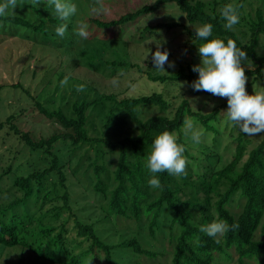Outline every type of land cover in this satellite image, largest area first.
<instances>
[{"label": "trees", "instance_id": "obj_1", "mask_svg": "<svg viewBox=\"0 0 264 264\" xmlns=\"http://www.w3.org/2000/svg\"><path fill=\"white\" fill-rule=\"evenodd\" d=\"M82 1L89 15L72 17L63 38L55 34V27L62 21L50 13L46 3L34 8L41 16L37 23L19 15L0 17L8 29L19 30L13 36L64 49L62 54L68 62V69L86 66L81 77L71 73L68 76L69 70L60 67V80L68 76L77 84H84V92L93 91V97L77 94L71 103V115H68L60 105L50 110L36 98L42 94L41 89L49 77L36 86L37 95L21 81L9 84L22 89L25 95L20 94V98L29 97L25 101L28 104L33 102L35 110L60 123L64 132L36 139L30 131L20 128L19 115H30L32 107L29 106L0 120V132L5 130L7 135L18 138L31 153L47 162L37 166L35 161H21L25 153L18 148L13 155L0 153V262L142 264L140 256L157 255L141 242L140 234L146 228L155 238L168 233V240L174 243L172 264H220L215 252L232 257L231 251L236 254L238 264H254L253 260L256 264H264V135L250 148L248 136L242 132L236 135L234 126L229 135L232 141L223 143L226 129L223 128L222 133L213 131L212 122L226 110L227 98L224 97L210 112L197 110L191 105L187 94H212L191 87L196 75L190 60L187 64H179L173 71L161 72L156 68L158 72L148 71L150 81L165 86L186 82L188 89L178 95L171 96L167 89L118 98L116 92L105 88L101 91L92 85L91 72L101 70L100 73L114 75L121 69H140L141 66L127 62L126 55L119 53L112 60L99 64L93 59L94 55L88 58L84 50L77 55L73 49L80 41L73 29L87 22V40H134L141 43L151 39L158 30L183 27L191 38L201 43L195 37L194 28L174 17L164 19L166 15L160 12L161 8L176 6L189 23H211L212 36L233 39L245 50L255 65V68L245 70L247 79L263 77L264 56L257 53L260 36L264 33L263 8H258L255 16L248 19L250 37L245 42L237 31L223 27L224 21L219 14V9L226 3H234L233 0ZM246 2L237 0L234 4L241 5V9ZM98 4L103 5L105 11L91 12V8ZM131 27H135L134 31L128 34ZM57 55L60 57L59 53ZM80 55L85 57L83 61ZM36 69H33L34 73ZM56 71H50V74ZM26 72L28 70H21V77ZM5 87V83L0 82V91ZM178 97L181 101L177 104L175 99ZM150 106L158 107L160 113L144 119L143 109ZM188 118L214 133L212 144L203 147L202 151L193 152L184 140L181 128ZM163 130L180 134L179 142L185 146L187 160L185 173L178 176L158 173L162 187L151 189L147 184L149 173L144 161L153 137ZM60 142L68 145L66 159L58 153L62 150L57 146ZM91 149L94 156L89 154ZM81 151L83 153H79ZM114 155H117L115 163ZM86 159L89 164L84 174L90 169L92 174L80 178L78 173ZM25 163L33 165L28 172H25ZM187 188H191L188 191L191 198L184 200L179 193ZM111 218H114L115 225L120 218L135 223L136 235L114 243L103 238L98 224ZM218 218L238 227L219 238L208 237L199 231L201 224ZM13 254L17 259H11ZM134 256L138 258L127 259Z\"/></svg>", "mask_w": 264, "mask_h": 264}, {"label": "rangeland", "instance_id": "obj_2", "mask_svg": "<svg viewBox=\"0 0 264 264\" xmlns=\"http://www.w3.org/2000/svg\"><path fill=\"white\" fill-rule=\"evenodd\" d=\"M204 1L209 2L211 0ZM74 2L77 4V14L75 16H77L78 14L89 15L88 8H86L84 1L74 0ZM233 2L235 3L237 2V0H233ZM43 3L44 0H21V3L14 7L13 12H10L9 14L24 16L30 19L32 22L37 23L40 21L41 16L36 10H34V8L42 7ZM260 7L263 8L264 11V0H247V2L239 10L241 14L240 21L238 22V24L233 26V29L243 37L245 42H247L250 37L249 33L247 32L249 21L248 19L254 17L256 10ZM160 12L166 15L164 19L174 17V19L185 23L189 28L199 26L198 23H189L186 20L184 14L179 12L176 6L163 7L161 8ZM47 24H49V22ZM86 25L88 27L89 23L87 22ZM8 27V25H5L2 21H0V82L5 83L6 86L0 91V120H5V118L9 114L15 111L21 112L22 109L26 108V106L32 107L33 102L31 103L30 101V103L28 104L25 101H28L29 97H25V99L20 98V94L21 96H23L22 94H24L22 89H15L13 88V86L9 85L13 82L21 81L22 83H24L26 88L30 89L32 94L37 95L38 92H36V86L40 84V82L45 77H49L47 83H45V85L41 89L42 94L36 96V98L41 101L45 106H47L50 110L56 109L60 105L68 115H71V103L73 102L77 94H82L83 97H93V91L92 93L87 90L85 92L75 91L74 86L77 85V83L72 78H70L71 80L68 79V83L63 87H61L59 84L60 67L69 70V73L65 71L68 76L71 73L74 74L76 77H81L82 75H80V73L82 72V70L83 72L87 70L86 66L78 65V67H75L74 70H70L67 68L68 62L62 54V51L64 49H61V47L54 48L52 46H46L35 41H28L24 40V38L21 39L19 37L13 36L15 34H18L19 30H15L13 28L8 29ZM134 28L135 27H131L128 34H132ZM161 37L166 39V43L160 46L161 50H163L164 48L168 50L169 61H171L173 64L172 67H168V65L166 64V71L176 70L179 64H187L189 60L193 62V65L199 63L200 57L197 52V45H199V43H197L193 38H191L186 33V29L183 27L158 30L154 33V36L146 42L140 43L134 40L102 41L96 38L85 41H77L73 49L77 51V55H79V52L81 50H84L86 52V55L89 56L88 58H92V55H94L93 59L96 63L99 64L100 61L112 60L111 58L115 57L116 54L119 53L121 55H126L125 59L127 62H134V64L136 63L141 66L140 69L137 67L121 69L114 75L100 73L101 70H99L98 73L91 72L93 75L90 83L94 86H97L101 91L105 88L106 90L108 89L109 91L116 92L118 94V98H124L130 95L138 96L142 94L151 93L154 90L165 91L167 89L170 91L169 94L171 96L178 95V93H180L181 91L188 89V84L186 82L181 81L179 83H169L170 86H165L164 84L162 85L160 82L150 81L147 76L148 71H156L153 68L151 54L157 48V44L155 42H158V39H161ZM193 40L197 44L193 43ZM26 52L29 54L28 58L25 59V54H27ZM58 53L60 54V57L57 55ZM257 53L259 56H264V33H262L260 36ZM146 54L147 56L144 59V56ZM30 55L33 56L32 60ZM84 58L85 57L83 55H80V59L82 61L84 60ZM248 60V65H243L245 67V70L249 68H255L253 61L249 58ZM36 67L37 69L34 73L33 69ZM21 70H28V72L23 75L24 77H21ZM53 70L57 71L52 75L50 74V71ZM157 70L161 71L159 69ZM262 74L263 77L254 76L246 79V91L251 93L258 89H264V68L262 69ZM195 75L196 79L198 73L195 72ZM113 79L117 81L115 85L112 84ZM171 87L175 88L171 89ZM185 94H187V92ZM186 98L190 100L191 105L195 107V109H200L203 112H210L216 105H218L224 99V97L207 94H187ZM175 100L177 104L181 101L179 97ZM30 112L31 114L27 116L23 115V113L22 115H19V119L17 122L20 128L26 131H30L34 138L38 139L41 136L48 137L54 133L64 132V128L61 126L60 123H57L56 120L45 117L33 107L30 108ZM159 113L160 111L158 107L150 106L148 108L143 109L142 117L146 119L152 115ZM188 119L194 121V119L192 118ZM195 123L198 129L202 130L204 133L202 137V142L199 145H194L191 143L190 136L183 135L184 140L189 144V146L191 147L190 149H192L193 152H199V149L201 150L203 149V147L206 146L209 147L212 144V137L214 136L213 131H218L222 133L223 128L226 129L225 132H223V143L227 144L228 142L232 141L229 135L234 126L230 123L225 122L224 111L219 114L217 121L212 122V125L214 127L213 131L206 130L203 125L199 122ZM182 129L183 127L181 128V132H183ZM234 132L237 135L240 131H238V129L236 128L234 129ZM133 133L136 132L133 131ZM177 135L179 137L180 134L177 133ZM263 135L264 132L257 133L253 136H248V138L250 139V148L255 146L262 139ZM57 146L61 147L62 149L58 153L62 156L63 159H66L68 157V145H64L60 142ZM16 148L20 150L22 149L25 153V156H21V161H35V165L37 166L47 164L46 160H41L38 156H36V154L31 153V151H29V149L18 138L7 135L5 130L1 131L0 153L6 152L13 155L14 150ZM79 153H83V151ZM89 154L91 156H94V151L91 149L89 151ZM113 158V163H115L117 160V155H114ZM88 164L89 160H84V163L81 165L80 171L78 173V176L80 178H82L83 176V178H85V176H90L92 174V169H90L87 173L84 174V171L88 167ZM73 165H75V162L73 163ZM32 166H28V164L25 163V172L30 171L33 168ZM190 189L191 188L181 190L179 195H181L184 200L191 198V195L189 196L190 193L188 192ZM113 221L114 218H111L98 224V226L101 228H99V230L101 231V235L103 238L114 243L122 241L123 239L128 237L132 238L134 235H136L135 223H131L127 220L120 218L118 219L117 224L115 225L113 224ZM259 236L260 235L258 234V237ZM140 239L144 247L148 248L151 251L157 252V255L155 257H148L146 255L140 256L139 259L141 260L142 264H149L152 262L160 264H172L171 261L174 253V243H171L168 240V233H166V236L164 234H161L155 238L149 235L148 230L145 228L143 230V233L140 234ZM215 253L216 261L220 264H238L237 256L233 251H231L232 257H226L219 252ZM11 257V259H17L16 254L11 255ZM134 258L136 259L138 257H127L128 260H132ZM253 263L256 264V261L253 260ZM0 264H5V262H0Z\"/></svg>", "mask_w": 264, "mask_h": 264}, {"label": "clouds", "instance_id": "obj_3", "mask_svg": "<svg viewBox=\"0 0 264 264\" xmlns=\"http://www.w3.org/2000/svg\"><path fill=\"white\" fill-rule=\"evenodd\" d=\"M21 3V0H0V17L13 12L14 7ZM52 15L60 18L62 23L55 27L57 37L63 38L67 23L77 14V4L74 0H44ZM241 5L226 3L219 9L220 17L223 19V27L232 30L233 26L240 21ZM103 5L98 4L91 8V12L99 14L104 12ZM194 26V25H193ZM87 25L81 24L74 28L73 32L80 40L88 39ZM213 25L205 22L194 26L195 37L201 41L197 45V52L200 61L192 65V71L198 73L197 78L191 82L195 91H205L214 96L226 97L227 108L224 111L225 122L235 126L238 131L247 136H253L264 132V89H258L251 93L246 91V75L244 64L249 63L244 49L238 47L233 39L212 36ZM157 48L151 54L153 68L165 70V65L172 67L169 61L168 50H161V45L166 39H158ZM193 43L197 44L194 40ZM149 52V51H148ZM147 52V54H148ZM147 54L144 56L146 58ZM68 76L59 81L61 87L68 83ZM117 81L112 80L115 85ZM75 91L84 90V84L74 86ZM183 134L190 136L191 143L199 145L204 135L198 129L196 123L191 119L183 122ZM185 146L179 142L176 132L163 130L155 135L151 142L150 151L144 161V167L149 173L147 184L151 189L162 187L158 173L167 172L169 175L178 176L185 173L186 157ZM238 227L237 224H229L223 218L214 219L208 223L201 224L199 231L208 237H219L231 229Z\"/></svg>", "mask_w": 264, "mask_h": 264}]
</instances>
